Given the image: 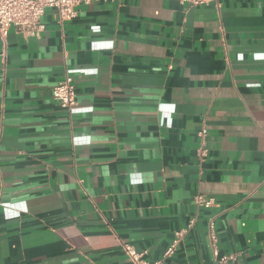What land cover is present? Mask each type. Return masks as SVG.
I'll return each mask as SVG.
<instances>
[{
  "label": "crops",
  "instance_id": "0c3cea01",
  "mask_svg": "<svg viewBox=\"0 0 264 264\" xmlns=\"http://www.w3.org/2000/svg\"><path fill=\"white\" fill-rule=\"evenodd\" d=\"M217 1L97 0L45 8L38 37L8 29L0 264H135L124 245L264 264V0Z\"/></svg>",
  "mask_w": 264,
  "mask_h": 264
},
{
  "label": "built area",
  "instance_id": "2783aa9c",
  "mask_svg": "<svg viewBox=\"0 0 264 264\" xmlns=\"http://www.w3.org/2000/svg\"><path fill=\"white\" fill-rule=\"evenodd\" d=\"M97 0H0V40L5 46L8 29L13 27L16 31L26 35L38 37L44 28L41 22V16L44 13V9L47 7H53L56 9V18L58 22L73 18L76 13V7L81 4H88ZM190 5H203L214 3L218 4L217 0H180ZM75 86L73 79L70 75H66L64 79L57 82L52 87V97L60 104V106L69 109L75 104ZM197 135L203 139L206 135V128L202 126ZM194 200L201 206H209L213 203L212 198H208L202 194L194 196ZM193 221V220H191ZM212 227V224H211ZM212 241H214V235H211ZM176 240L170 244L165 250L164 255H170L175 246ZM214 246V245H213ZM126 253L130 256L131 260L135 264H159V261L148 262L141 258V253H137L135 250L127 245H124ZM213 253L217 251L213 248ZM233 254L223 255L220 261L232 259Z\"/></svg>",
  "mask_w": 264,
  "mask_h": 264
}]
</instances>
